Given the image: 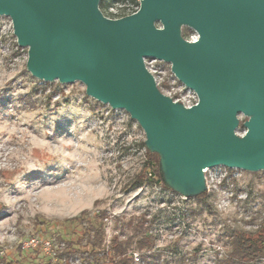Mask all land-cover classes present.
I'll return each instance as SVG.
<instances>
[{
	"label": "water",
	"instance_id": "1",
	"mask_svg": "<svg viewBox=\"0 0 264 264\" xmlns=\"http://www.w3.org/2000/svg\"><path fill=\"white\" fill-rule=\"evenodd\" d=\"M101 2L0 0V16L28 47L34 77L82 82L88 96L140 125L177 194L206 192V168L264 171V0H140L120 18ZM145 57L169 63L198 102L185 107L162 93Z\"/></svg>",
	"mask_w": 264,
	"mask_h": 264
},
{
	"label": "rangeland",
	"instance_id": "2",
	"mask_svg": "<svg viewBox=\"0 0 264 264\" xmlns=\"http://www.w3.org/2000/svg\"><path fill=\"white\" fill-rule=\"evenodd\" d=\"M188 29L183 26L182 32ZM27 60L28 47L18 45L12 20L0 16V256L15 264L47 260L41 251L21 250L19 242L29 235L50 237L57 244L59 238L72 239L85 250V240H78L87 218L69 220L83 210L92 219L105 212L107 249L114 235L132 233L125 223L144 217L153 246L130 248L143 252L144 264L153 254L156 264H219L229 249L225 224L234 226L240 219L246 229L258 228L249 214L260 210L262 197L248 207L241 199L245 192L254 196L264 190V171L228 169L229 180L210 179L206 196L189 199L171 196L159 185L133 188L147 164L140 125L125 110L88 96L82 82L39 80ZM160 208L164 216L153 220ZM185 208L189 211L181 223L166 222Z\"/></svg>",
	"mask_w": 264,
	"mask_h": 264
},
{
	"label": "trees",
	"instance_id": "3",
	"mask_svg": "<svg viewBox=\"0 0 264 264\" xmlns=\"http://www.w3.org/2000/svg\"><path fill=\"white\" fill-rule=\"evenodd\" d=\"M124 0H102L100 4L101 10L106 13V8L114 2H121ZM136 2V0H131ZM193 31L188 29L183 31L185 38H190ZM244 120L240 121L238 127L239 131L244 130ZM143 147L145 144L142 143ZM147 164L143 169L142 173H139L132 184V187L141 188L144 185L162 187L163 191H167L171 196L179 195L174 192L167 184L163 182V177L160 170L159 158L157 154L147 150ZM248 198L244 201L246 207L255 201L256 198L262 197L263 202H259L260 210H253L249 214L252 223H255L258 228L246 229L241 223L242 220L236 219L235 225L230 226L224 225V235L228 237V254L224 258L218 259L219 264H262L264 263V190L257 195L253 196L252 191H248ZM206 192L201 194V197L206 196ZM200 197V198H201ZM195 198V197H194ZM163 202L171 203V199L163 198ZM163 208L158 209L152 214L153 220L160 219L164 216ZM189 211L188 209L182 210L179 216L171 214L167 216L166 222L173 224L178 219V223L183 221L184 212ZM163 214V215H162ZM88 212L83 210L79 215L69 218L71 221L83 222L84 218L85 225L81 238L78 241L85 240L87 248L80 250L74 246L72 239L63 240L59 238L61 244V250L58 252V261L54 262L51 259L42 260L36 264H69V258L78 255L82 258V264H135L134 259L131 255L130 248L134 246L136 249L143 251L144 249H151L153 246L154 238L149 233L144 222L145 219L142 216L131 218L124 225L132 229V233L122 238L116 234L111 238L109 248L105 246V226L102 220L105 217L104 211H99L95 218H88ZM258 223V224H256ZM151 260L149 264H154L157 259L156 254L150 255ZM156 257V258H155ZM153 259V260H152ZM0 264H15L13 260H7L5 256H0ZM156 264V263H155Z\"/></svg>",
	"mask_w": 264,
	"mask_h": 264
},
{
	"label": "built area",
	"instance_id": "4",
	"mask_svg": "<svg viewBox=\"0 0 264 264\" xmlns=\"http://www.w3.org/2000/svg\"><path fill=\"white\" fill-rule=\"evenodd\" d=\"M140 7L139 2H133L131 0H124L121 2H114L106 8L107 17L110 18H120L129 14L135 13ZM198 35H192L188 40L195 41L197 40ZM144 62L148 71L154 76L156 84L160 91L165 95L171 97L174 102H180L185 107H191L198 102V96L194 90L187 88L182 84L175 74L171 70V65L162 60L156 58H144ZM115 110V109H114ZM145 144V143H144ZM146 148V146H145ZM147 149V148H146ZM224 169V170H222ZM228 169L232 170L234 168H227L224 166H218L214 168H206L205 179H206V192H210V181L214 178H217L218 182L229 180L232 175L228 174ZM238 170V169H234ZM234 175V174H233ZM211 179V180H210ZM185 198L184 196L180 195ZM248 198V193L245 192L244 198L241 199L245 201ZM187 199V198H185ZM2 228L0 225V236L2 235ZM3 237V235H2ZM3 239L0 238V241ZM19 246L22 251H41L48 257V259L53 260L54 262L58 261V252L61 250V244L55 243V241L46 236L39 235H29L19 242ZM2 253V252H0ZM131 255L135 263L144 264L146 261L143 252L132 251ZM172 256V253L170 254ZM69 264H82V258L78 255L72 256L69 258Z\"/></svg>",
	"mask_w": 264,
	"mask_h": 264
}]
</instances>
